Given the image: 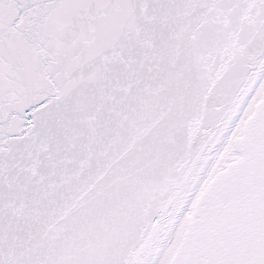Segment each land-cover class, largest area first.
Segmentation results:
<instances>
[{
    "label": "snow or ice",
    "instance_id": "1",
    "mask_svg": "<svg viewBox=\"0 0 264 264\" xmlns=\"http://www.w3.org/2000/svg\"><path fill=\"white\" fill-rule=\"evenodd\" d=\"M0 264H264V0H0Z\"/></svg>",
    "mask_w": 264,
    "mask_h": 264
}]
</instances>
